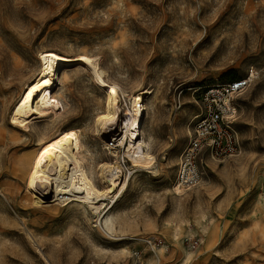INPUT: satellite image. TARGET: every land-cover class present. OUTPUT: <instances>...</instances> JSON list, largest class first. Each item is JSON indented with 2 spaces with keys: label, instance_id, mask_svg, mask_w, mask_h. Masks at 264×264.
Returning a JSON list of instances; mask_svg holds the SVG:
<instances>
[{
  "label": "rangeland",
  "instance_id": "374dc122",
  "mask_svg": "<svg viewBox=\"0 0 264 264\" xmlns=\"http://www.w3.org/2000/svg\"><path fill=\"white\" fill-rule=\"evenodd\" d=\"M45 49L97 57L126 92L123 118L130 96L150 91L142 132L157 163L124 160L120 146L123 185L97 214L77 201L33 204L19 171L66 130L93 161L115 160L93 130L106 94L87 70H61V97L42 105ZM252 70L237 99L240 153L208 157L200 185L176 193L201 93ZM22 104L24 121L15 118ZM106 210L122 215L114 232ZM0 264H264V0H0Z\"/></svg>",
  "mask_w": 264,
  "mask_h": 264
},
{
  "label": "bare ground",
  "instance_id": "6f19581e",
  "mask_svg": "<svg viewBox=\"0 0 264 264\" xmlns=\"http://www.w3.org/2000/svg\"><path fill=\"white\" fill-rule=\"evenodd\" d=\"M97 60V57L86 51L69 56L53 49L43 50L41 52L42 67L38 80V85H42L40 101L42 105L48 106L52 99L61 97L56 90L69 77L66 70H61L75 66L87 70L97 86L106 94L105 106L101 112L97 113L93 121L95 128L93 130L101 137L107 149L111 150L110 155H113L115 160L113 162L93 161L91 150L86 147L79 135L69 130L61 132L46 144L41 145L40 149L33 150L19 167L25 189L35 205L49 203L62 206L77 201L79 205L97 214L107 205L108 200L117 196L123 185V168L118 167L121 164L116 165L120 157V146L123 145L127 152L121 156L124 160L127 159L126 156H130L132 163L150 169H154L157 163V156L153 152V141L145 137L142 132L145 121L144 96L150 91L142 90L131 95L130 114L123 118L120 99L122 96L125 99L126 92L118 84L106 78L105 71ZM22 107L23 104L16 110L15 118L24 121L25 115ZM164 159L167 158L164 157ZM175 190L178 194L181 193L178 189ZM104 213L102 221L104 228L114 232L116 230L115 221L117 219L122 221V215L112 213L110 210ZM122 250L125 252L126 249Z\"/></svg>",
  "mask_w": 264,
  "mask_h": 264
},
{
  "label": "built area",
  "instance_id": "2783aa9c",
  "mask_svg": "<svg viewBox=\"0 0 264 264\" xmlns=\"http://www.w3.org/2000/svg\"><path fill=\"white\" fill-rule=\"evenodd\" d=\"M253 72L241 79L206 87L201 93L200 112L178 158L175 192L178 189L184 193L200 185L208 157L222 163L240 153L237 99L251 85Z\"/></svg>",
  "mask_w": 264,
  "mask_h": 264
}]
</instances>
